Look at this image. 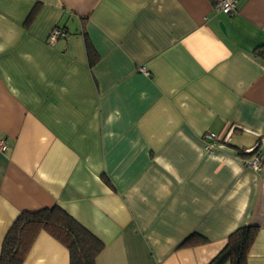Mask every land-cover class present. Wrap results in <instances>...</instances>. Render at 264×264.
I'll return each mask as SVG.
<instances>
[{
  "label": "crops",
  "instance_id": "obj_1",
  "mask_svg": "<svg viewBox=\"0 0 264 264\" xmlns=\"http://www.w3.org/2000/svg\"><path fill=\"white\" fill-rule=\"evenodd\" d=\"M221 1L0 0V255L22 213L59 206L96 264H209L249 225L264 264V0ZM23 264L70 253L41 231Z\"/></svg>",
  "mask_w": 264,
  "mask_h": 264
},
{
  "label": "trees",
  "instance_id": "obj_2",
  "mask_svg": "<svg viewBox=\"0 0 264 264\" xmlns=\"http://www.w3.org/2000/svg\"><path fill=\"white\" fill-rule=\"evenodd\" d=\"M264 58V48L256 49ZM92 49H88L89 56ZM242 151L241 155H249ZM46 231L61 242L70 253L71 264H96L104 243L59 206L38 212L22 213L8 232L0 255V264H23L37 235ZM256 226H243L228 238L225 248L209 264H247L250 249L256 239ZM193 238L182 246L194 245Z\"/></svg>",
  "mask_w": 264,
  "mask_h": 264
},
{
  "label": "built area",
  "instance_id": "obj_3",
  "mask_svg": "<svg viewBox=\"0 0 264 264\" xmlns=\"http://www.w3.org/2000/svg\"><path fill=\"white\" fill-rule=\"evenodd\" d=\"M218 10L226 15L232 16L238 11V2L236 0H223L218 5ZM61 35L59 31H55L50 36V41L55 42L57 38ZM145 71V70H143ZM205 143V150L207 152H212L214 149V145L219 139L217 135L214 133H206L203 137ZM7 150V144L0 139V152H5ZM254 152V157L252 160L248 162L249 166L255 170H260L262 168L263 157L261 154V150L256 148H252L247 151V153Z\"/></svg>",
  "mask_w": 264,
  "mask_h": 264
},
{
  "label": "rangeland",
  "instance_id": "obj_4",
  "mask_svg": "<svg viewBox=\"0 0 264 264\" xmlns=\"http://www.w3.org/2000/svg\"><path fill=\"white\" fill-rule=\"evenodd\" d=\"M252 153H254V152H252Z\"/></svg>",
  "mask_w": 264,
  "mask_h": 264
}]
</instances>
